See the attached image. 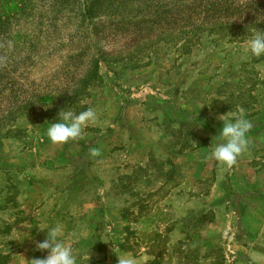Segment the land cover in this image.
Here are the masks:
<instances>
[{
  "label": "rangeland",
  "instance_id": "obj_1",
  "mask_svg": "<svg viewBox=\"0 0 264 264\" xmlns=\"http://www.w3.org/2000/svg\"><path fill=\"white\" fill-rule=\"evenodd\" d=\"M255 30L264 0H0V67L15 71L1 116L13 99L68 101L97 76L77 100L97 112L82 139L53 143L58 115L37 109L0 130V264L45 258L36 244L56 225L77 264H264ZM241 113L247 147L227 167L209 147L220 115Z\"/></svg>",
  "mask_w": 264,
  "mask_h": 264
},
{
  "label": "clouds",
  "instance_id": "obj_2",
  "mask_svg": "<svg viewBox=\"0 0 264 264\" xmlns=\"http://www.w3.org/2000/svg\"><path fill=\"white\" fill-rule=\"evenodd\" d=\"M245 52L257 58L264 56V31L255 30L251 34L245 41ZM219 119L223 122V127L219 135L213 138L209 148L211 149V156L216 161L231 167L247 147L246 135L251 124L243 113L234 118L223 114L220 115ZM96 121L97 112L92 108L79 114H74L72 111H60L57 120L49 123L47 136L53 143L58 144L82 139L84 130L94 125ZM98 154L97 150H92L93 156ZM43 230H47V237L42 242H38L36 248L46 250L48 255L42 259H32L28 261L29 264H77L73 249L66 246L61 240L62 226L46 227ZM117 258L118 264H139L138 257L129 253L121 254Z\"/></svg>",
  "mask_w": 264,
  "mask_h": 264
},
{
  "label": "trees",
  "instance_id": "obj_3",
  "mask_svg": "<svg viewBox=\"0 0 264 264\" xmlns=\"http://www.w3.org/2000/svg\"><path fill=\"white\" fill-rule=\"evenodd\" d=\"M211 9L218 10L216 7L214 8L211 7ZM260 9H261V6H260ZM3 51L4 50H1V52ZM22 51H23V46L21 47V50H19V53H22ZM5 65L9 66L7 62L5 63ZM10 72H15V71L14 70L10 71L6 68L3 69L0 67V81L6 79V75ZM95 72L96 70L94 69L90 76H87L82 80L83 85L80 86V88H76L73 91L72 98L69 99L68 101L63 100V101L49 102L46 104V106L39 107L40 108L39 109L37 108L39 105L36 106L34 102L26 101L25 98H23L22 100L13 99L11 101L13 102V105L11 106L12 108L7 111L5 116L0 115V130L4 128L6 125H8L11 120L14 119L13 115H19L20 113H31L36 109L40 110V112H43V114L45 113V114H50V115H52V113H54L55 115H58L60 111L61 112L72 111L74 114H79L80 112L83 111L84 108L79 105V102L77 100L81 98L86 88L88 89V87L92 84L91 81L93 82L96 80L97 76ZM16 92H21V91L16 90Z\"/></svg>",
  "mask_w": 264,
  "mask_h": 264
},
{
  "label": "crops",
  "instance_id": "obj_4",
  "mask_svg": "<svg viewBox=\"0 0 264 264\" xmlns=\"http://www.w3.org/2000/svg\"><path fill=\"white\" fill-rule=\"evenodd\" d=\"M199 152H200V151H198V153H199ZM189 159H190V157H187V158L185 159L183 165H187V166L189 165V167H190V165H193L192 163H190V160H189ZM201 162H203V161H201ZM199 164H200V163H199ZM199 164H198V165H199ZM256 231H258V230H255V232H256Z\"/></svg>",
  "mask_w": 264,
  "mask_h": 264
}]
</instances>
